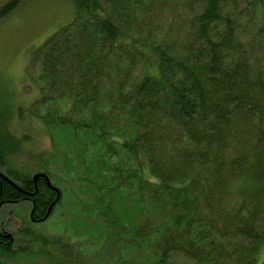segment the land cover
<instances>
[{
	"label": "trees",
	"instance_id": "1",
	"mask_svg": "<svg viewBox=\"0 0 264 264\" xmlns=\"http://www.w3.org/2000/svg\"><path fill=\"white\" fill-rule=\"evenodd\" d=\"M19 1L3 5L0 20ZM72 2L73 21L30 66L40 95L29 113L55 152H24L34 180L14 165L28 140L0 113V208L26 202L31 218L47 219L63 199L51 172L62 160L65 177L72 168L91 192L82 227L99 230L101 242L88 236L75 252L31 230L20 231V247L0 234V264H256L264 246V0ZM144 49L158 79L147 74Z\"/></svg>",
	"mask_w": 264,
	"mask_h": 264
},
{
	"label": "rangeland",
	"instance_id": "2",
	"mask_svg": "<svg viewBox=\"0 0 264 264\" xmlns=\"http://www.w3.org/2000/svg\"><path fill=\"white\" fill-rule=\"evenodd\" d=\"M10 1L12 0H0V8ZM74 17L72 0H20L18 6L0 20V113L9 116V127L15 136L28 140L22 147L23 152L14 158V165L22 167L33 178L36 174L29 168L35 166V163L24 152H43L46 158L47 154L55 152V148L44 126L29 113L30 107L40 95L31 79L30 66L37 49L57 31L67 27ZM144 53L149 56L148 60L144 55L148 76L158 79L159 73L151 59V52L144 49ZM63 146L60 145L56 150L65 152L66 150H62ZM63 162L61 160L60 164L51 168L58 180L57 187L63 191V199L47 219L38 221L31 218L30 203H6L1 206L0 234L11 238L15 246L20 247L21 240H24L20 233L23 229L31 230L32 233L58 244L68 243L67 246L75 252L77 248L87 246L83 245V240H87L88 236H92L94 243L100 241L97 239L101 236L99 230L91 231L82 227L89 224L88 217L83 213L85 209L92 207L91 192L83 188L82 176L77 181L72 168L67 170L71 172L72 180L65 177L61 166L64 165ZM142 177L151 179L145 163L142 165ZM2 264L44 262L39 258L16 257L10 261L2 260ZM256 264H264V246L259 248Z\"/></svg>",
	"mask_w": 264,
	"mask_h": 264
},
{
	"label": "flooded vegetation",
	"instance_id": "3",
	"mask_svg": "<svg viewBox=\"0 0 264 264\" xmlns=\"http://www.w3.org/2000/svg\"><path fill=\"white\" fill-rule=\"evenodd\" d=\"M6 203H9V202H6ZM6 203H5V204H6ZM12 203H13V204H16V202H12ZM3 205H4V204H3Z\"/></svg>",
	"mask_w": 264,
	"mask_h": 264
},
{
	"label": "water",
	"instance_id": "4",
	"mask_svg": "<svg viewBox=\"0 0 264 264\" xmlns=\"http://www.w3.org/2000/svg\"><path fill=\"white\" fill-rule=\"evenodd\" d=\"M37 176H38V175H36V176L34 177V180H36V179H37Z\"/></svg>",
	"mask_w": 264,
	"mask_h": 264
}]
</instances>
